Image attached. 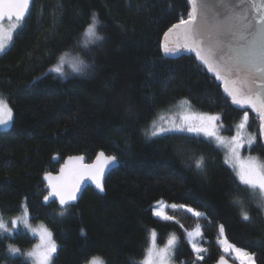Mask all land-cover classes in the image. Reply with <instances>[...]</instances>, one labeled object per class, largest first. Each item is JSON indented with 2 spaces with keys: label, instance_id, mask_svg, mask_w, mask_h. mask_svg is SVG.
Segmentation results:
<instances>
[{
  "label": "trees",
  "instance_id": "trees-1",
  "mask_svg": "<svg viewBox=\"0 0 264 264\" xmlns=\"http://www.w3.org/2000/svg\"><path fill=\"white\" fill-rule=\"evenodd\" d=\"M188 11L187 0H33L0 55V96L13 109L10 125L0 129V216L9 218L25 206L33 222L49 229L57 245L50 264H86L93 256L104 264H141L152 231L161 247L175 235L176 264H213L222 256L238 264L216 243L220 225L230 242L264 264V208L240 185L216 143L195 133L146 132L159 112L183 101L198 113L219 115L225 135L247 110V130L256 140L246 152L264 162L258 116L233 107L193 54L163 55L162 35L187 19ZM93 12L105 39L82 50ZM64 53L81 55L93 67L64 78L48 71ZM101 151L118 161L102 194L86 187L65 210L44 204L46 173H56L70 156L90 163ZM200 157L204 168L197 170ZM237 197L250 221L241 218ZM157 199L203 215L168 209L173 220H161L152 215ZM196 226L207 247L203 259L185 236ZM33 242L22 229L3 234L0 264H29L23 254L10 256L8 246L25 253Z\"/></svg>",
  "mask_w": 264,
  "mask_h": 264
},
{
  "label": "snow or ice",
  "instance_id": "snow-or-ice-1",
  "mask_svg": "<svg viewBox=\"0 0 264 264\" xmlns=\"http://www.w3.org/2000/svg\"><path fill=\"white\" fill-rule=\"evenodd\" d=\"M189 11L187 19L181 18L179 23L172 25L164 34L165 38L169 34L177 31V36L182 38L184 43L171 47L167 44H161V50L165 56L176 57L181 49L194 53L195 59L204 65L208 72L213 73L215 79L222 82L223 90L227 97L231 98V103L240 109H251L259 118V135L264 139V0L257 5L255 0H215V3L209 4L207 0H187ZM247 5V7H246ZM30 0H0V21L7 18L11 23L8 29L0 25V53L4 52L13 41V33L22 26V21L30 10ZM249 8L251 9L249 11ZM102 27L97 13L91 14L90 20L84 30V36L87 43L82 45V50H89L90 47L102 42L105 37L100 34L99 28ZM68 53L59 57L57 63L50 71L55 72L61 78L66 76L63 67L69 63L74 73L83 75L91 70L93 65L87 63L81 55L66 60ZM188 103V101H184ZM180 121L174 128L167 129L163 127L155 128L154 123L150 125L155 130L148 132L150 137L161 135L165 132L175 131L179 133L203 134L207 137L215 138L219 143L226 144L229 152L236 159L238 168L236 175L240 185L245 186L250 198L258 201L260 207H264V162L256 157H249L241 160L239 149L245 143L251 146L255 140V135H250L246 139L242 136V130L249 124V112L245 110L240 122L236 125L237 133L230 140L218 134L216 121L220 119L219 115L207 113L190 114L181 113ZM13 119V109L8 101L0 96V126H6ZM117 163L115 155H106L103 151L99 152L96 159L91 164L84 163L83 156H70L61 166L60 174L53 176L46 173L44 179L48 181L49 197H56L62 209L77 200V194L81 191L82 183L90 180L95 188L100 192L105 190L104 179L108 170ZM225 163H228L226 160ZM194 166L197 170L204 168V158L195 160ZM242 208L241 218L244 221H250L251 217L247 211L243 210V200L239 197L233 201ZM160 202H157L159 204ZM173 209L184 205H171ZM187 211L196 217L203 213L195 211L193 208H187ZM63 215V211L60 213ZM28 210L24 209L23 217H16L11 220V228L5 220L0 217V237L7 233L12 235V230L19 223L29 228ZM153 215L161 217L164 220H172V216L157 210H153ZM35 232V229H30ZM220 236H224V228L220 227ZM40 243L35 245L33 250L27 253H21L19 248L8 246L10 256L15 257L23 254L35 261V264H49L53 253L57 251V245L52 239V234L47 228H41ZM189 243L192 244L193 251L204 253L207 249L200 247L193 242V237L202 235L199 226L195 232H188ZM157 233L151 232L152 245L147 250V255L142 264H167V254L170 249L177 244L175 235L168 239L167 246L163 249H157L155 245ZM224 251L235 253V258L240 264H255L254 255L229 243L224 238L219 240ZM198 259H203L198 256ZM88 264H104V261L93 256ZM219 264H226L221 257Z\"/></svg>",
  "mask_w": 264,
  "mask_h": 264
},
{
  "label": "rangeland",
  "instance_id": "rangeland-1",
  "mask_svg": "<svg viewBox=\"0 0 264 264\" xmlns=\"http://www.w3.org/2000/svg\"><path fill=\"white\" fill-rule=\"evenodd\" d=\"M9 27H10V26H8V27H3V28L8 29ZM73 57H74V56H71V55L68 54V56L66 57V60H71ZM57 63H59V59H58V61H57L55 64H53V65L49 68L48 71H50V69L53 68ZM63 70H64V72L66 73V76H70V75L77 74V73H74V72L72 71L71 66H70L69 63H66V64L64 65ZM50 72H52V71H50ZM54 73H55V72H54ZM181 113L201 114V113H198V112H196V111H194V110H192V109H189V107H188V106L186 105V103H184V101H183V103H178V104H176V105H173V106L169 107L168 109H165V111L159 112V113L154 117V119L151 121V124H150V125H152V124L154 123L155 128L163 127V128H167V129H172V128H174V125H175V124L182 123V122L180 121V118H179ZM239 122H240V121H239ZM239 122H237V123L235 124V126L233 127V130H232V133H231L230 135H225V134H222V133L220 132L221 129L223 130V129L225 128L224 124L219 123V120L216 121L215 124H216V126H217L218 134H219L220 136L224 137L226 140H230V138H231L232 136L236 135V133H237L236 125H237ZM10 123H11V121H10L6 126H0V129L8 128V126L10 125ZM155 128H151V127L149 126V128L147 129L146 132L148 133V132H150V131H153V130H155ZM169 132H175V131H169ZM169 132H165V133H169ZM165 133H163V134H165ZM200 135H202V136H204V137H206V138H209V139L213 140V141L216 143V145H217V146L220 148V150L222 151L223 160H224V161L227 160V161H228L227 164H228V165L231 167V169L234 170V172L236 173L237 170H238V168L235 167V165L237 164V161H236V159L232 156V154L229 152L227 145H226V144H221V143H219L215 138L207 137V136L203 135L202 133H201ZM250 135H253V134H251V133L247 130V126H246V128H245L244 130H242V136L246 139V138H247L248 136H250ZM248 146H249V145H247V144L245 143V145L239 149V157H240L241 160H246V159L249 158V157H255V156L250 155L249 153L246 152V148H247ZM157 202H160V203L157 204ZM173 204H175V205H177V206L180 205V204H176V203H170V202H167V201H165V200H163V199H157V200L153 203V205H152V215H153V210L155 209V210H157V211H161V212L165 213L166 215L170 216V214H169V212H168V209H173V208L171 207V205H173ZM184 206H185L184 208L177 207V208H175V209H179V208H180V209H184L185 211H187V208H189V206H186V205H184ZM25 208H26V207L23 206L22 210H21L18 214L13 215V216H11V217H9V218H3V219L5 220V222L8 224L9 228H11V220H12L13 218H16V217H23L24 209H25ZM263 208H264V207H263ZM26 209H27V208H26ZM194 210H195V209H194ZM195 211H198V210H195ZM187 212H188V211H187ZM199 212H201V211H199ZM189 213H190V212H189ZM201 213H202V212H201ZM28 214H29V212H28ZM190 215H193V214L190 213ZM193 216H194V215H193ZM0 217H1V216H0ZM153 217H156V218H159V219H161V220H164V219H162L161 217H157V216H154V215H153ZM195 217H196V216H195ZM172 220H173V219H172ZM28 224H29V226H30V229H35L36 231L33 232V231H31L29 228L24 227L23 223H19V224L17 225V227H16L15 229L12 230V234H13L16 230H18V229H22L23 231L28 232V233L30 234V236H31L32 238H34L35 242L32 243V245H31L30 248H28L27 250H25V253L32 251L33 248H34V246L40 243V235H39L40 229H41V228H46V227H45L43 224H41V223H35V222H33V221L30 219V215H28ZM221 226H222V225L219 226L218 233L216 234V235H217V237H216V243H217V245L220 246L221 251H222V253H223L224 255L230 256L231 259H233V260L236 261L238 264H240V261L237 260V259L235 258V253H232L231 251L225 252L223 246L219 243V240L224 239V238H226V239L229 241V239L225 236V234H224L223 237L220 236V231H219V230H220V227H221ZM197 227H198V226H196L195 228H193V229H191V230L186 231V235H185V236H186V240H187V242H188V244H189V246H190V248H191L192 251H193L192 244L189 243V239H190V238L188 237L187 234H188V232H195L196 229H197ZM199 228H200V227H199ZM48 230H49V229H48ZM200 231H201V229H200ZM201 233H202V231H201ZM5 234H7V233H5ZM7 235H8V234H7ZM168 239H169V238H168ZM168 239H167V241L165 242V244L162 245V247L159 246V245H157V244H156V240H155L156 248H157V249H163V248H165V247L167 246ZM192 239H193V242L197 243L200 247H202V248H204V249H207V247H206L205 245H203V237H202V235H201L200 237H193ZM229 243L235 245V246L238 247V248H241V247L237 246L236 244H234V243H232V242H230V241H229ZM151 245H152V239H151V237H150L149 246H148L147 249H149V247H151ZM242 249H243V248H242ZM244 250L247 251L246 249H244ZM248 252H249V251H248ZM193 253L196 255L195 257L198 258V256H202V254H204L205 252H204V253H196L195 251H193ZM249 253H251V252H249ZM54 255H55V253H53L52 259L49 261V264L52 263L53 258H54ZM146 255H147V251H146L144 257L141 258V262H140L141 264H142L143 260L145 259V256H146ZM25 258L27 259V261L29 262V264H35V261H34L32 258H29V257H27V256H25ZM166 259H167V264H176V263L173 261V248L169 250ZM86 264H88V262H87ZM255 264H256V263H255Z\"/></svg>",
  "mask_w": 264,
  "mask_h": 264
},
{
  "label": "water",
  "instance_id": "water-1",
  "mask_svg": "<svg viewBox=\"0 0 264 264\" xmlns=\"http://www.w3.org/2000/svg\"><path fill=\"white\" fill-rule=\"evenodd\" d=\"M32 1L33 0H30V3H31V5H32ZM207 2L211 5V4H213V3H215V0H207ZM260 2H261V0H255V3L257 4V5H259L260 4ZM246 7H247V5H246ZM30 9H31V6H30ZM251 9L249 8V11H250ZM29 12H30V10H29ZM29 12L26 14V17H25V19L27 18V16H28V14H29ZM24 19V20H25ZM14 20V19H13ZM24 20L22 21V22H24ZM11 22V21H9L7 18H5L4 20H2V21H0V24L1 23H3V22ZM15 21V20H14ZM168 31V30H167ZM166 31V32H167ZM177 31L178 30H174L173 31V33H171V34H169V36L167 37V38H165V36L164 35H162V41H161V44L162 43H164V44H167V45H169V46H171V47H176L178 44H183L184 43V41H183V39L182 38H180V37H178L177 36ZM165 32V33H166ZM163 52V51H162ZM184 54H193L194 56H195V54L194 53H190V52H187V51H185V50H183V49H181V51H180V53L178 54V56H181V55H184ZM163 55H164V53H163ZM165 56V55H164ZM166 57H169V56H166ZM177 57V56H176ZM170 58H173V57H170ZM175 58V57H174ZM199 62V61H198ZM200 63V62H199ZM201 64V63H200ZM202 65V64H201ZM204 66V65H203ZM213 76H214V74L213 73H211ZM217 82L218 83H220L221 84V86L220 87H222V89H223V86H222V82L221 81H218L217 80ZM224 91V90H223ZM225 93V92H224ZM226 94V93H225ZM227 97V96H226ZM229 99H230V102H231V98L230 97H228ZM232 104V103H231ZM233 105V104H232ZM233 107H236V108H238L236 105H233ZM238 109H240V108H238ZM262 139V138H261ZM262 142H263V144H264V139H262ZM95 156H97V155H95ZM69 158V157H68ZM68 158H66L64 161H63V163L61 164V166L65 163V161H67L68 160ZM57 158H54V160H56ZM95 159H96V157L94 158V160L92 161V162H90V163H86V161H85V159H84V163H86V164H91V163H93L94 161H95ZM61 166L59 167V169H58V171L56 172V173H54V174H52L53 176H58L59 174H60V169H61ZM118 166V161H117V163L115 164V165H113L109 170H108V173L106 174V176L115 168V167H117ZM43 180V182H44V190H46V192H47V194H46V196H48L49 195V191H50V189L48 188V181H46L45 179H42ZM105 180V179H104ZM86 187H91V188H94V189H96L95 188V185L94 184H92V182L90 181V180H87V181H85V182H83L82 183V186H81V191L77 194V197L78 198H80V196H81V194H82V192L84 191V189L86 188ZM99 193H103V192H100L98 189H96ZM77 198V200L76 201H74V202H72V204H70V205H68L67 206V208L68 207H71V206H74L77 202H78V199ZM43 202H44V204L45 205H47V204H49V203H51V202H54L56 205H57V207H58V209L59 210H65V209H62L61 208V206H60V204H59V200L56 198V197H49V199L46 201L45 199L43 200ZM223 257V256H222ZM224 258V260L226 261V264H234L232 261H230L229 259H227L226 258V256L225 257H223ZM220 259H221V257L220 258H218L213 264H219V262H220Z\"/></svg>",
  "mask_w": 264,
  "mask_h": 264
},
{
  "label": "flooded vegetation",
  "instance_id": "flooded-vegetation-1",
  "mask_svg": "<svg viewBox=\"0 0 264 264\" xmlns=\"http://www.w3.org/2000/svg\"><path fill=\"white\" fill-rule=\"evenodd\" d=\"M11 23H15V21L14 20H12L11 22H3V23H1L0 25H2L3 27H8V26H10V24ZM13 35H14V33H13ZM3 53V52H2ZM2 53H0V55L2 54Z\"/></svg>",
  "mask_w": 264,
  "mask_h": 264
}]
</instances>
